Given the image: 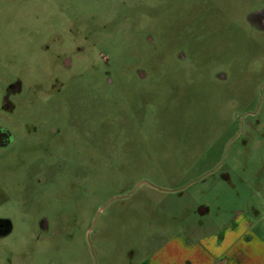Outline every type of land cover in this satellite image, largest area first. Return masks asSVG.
I'll list each match as a JSON object with an SVG mask.
<instances>
[{
  "label": "rangeland",
  "instance_id": "obj_1",
  "mask_svg": "<svg viewBox=\"0 0 264 264\" xmlns=\"http://www.w3.org/2000/svg\"><path fill=\"white\" fill-rule=\"evenodd\" d=\"M0 128V264L264 240V0H0Z\"/></svg>",
  "mask_w": 264,
  "mask_h": 264
},
{
  "label": "crops",
  "instance_id": "obj_2",
  "mask_svg": "<svg viewBox=\"0 0 264 264\" xmlns=\"http://www.w3.org/2000/svg\"><path fill=\"white\" fill-rule=\"evenodd\" d=\"M190 234L168 241L149 264H264L261 233L240 215L218 231Z\"/></svg>",
  "mask_w": 264,
  "mask_h": 264
},
{
  "label": "flooded vegetation",
  "instance_id": "obj_3",
  "mask_svg": "<svg viewBox=\"0 0 264 264\" xmlns=\"http://www.w3.org/2000/svg\"><path fill=\"white\" fill-rule=\"evenodd\" d=\"M10 143L9 133L0 128V149L5 148Z\"/></svg>",
  "mask_w": 264,
  "mask_h": 264
}]
</instances>
